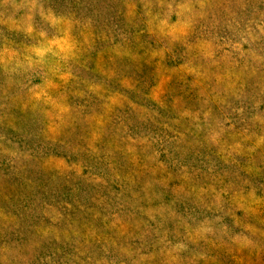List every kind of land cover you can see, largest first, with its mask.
Segmentation results:
<instances>
[{"label":"rangeland","instance_id":"1","mask_svg":"<svg viewBox=\"0 0 264 264\" xmlns=\"http://www.w3.org/2000/svg\"><path fill=\"white\" fill-rule=\"evenodd\" d=\"M264 264V0H0V264Z\"/></svg>","mask_w":264,"mask_h":264},{"label":"trees","instance_id":"2","mask_svg":"<svg viewBox=\"0 0 264 264\" xmlns=\"http://www.w3.org/2000/svg\"><path fill=\"white\" fill-rule=\"evenodd\" d=\"M163 260L167 263V264H182V261L178 262L175 261V259H172L173 256H171L168 253V250L165 251L164 255L162 256ZM184 264V263H183Z\"/></svg>","mask_w":264,"mask_h":264}]
</instances>
